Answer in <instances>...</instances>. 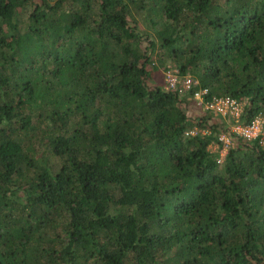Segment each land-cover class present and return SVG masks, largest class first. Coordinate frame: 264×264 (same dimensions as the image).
Instances as JSON below:
<instances>
[{"label": "trees", "instance_id": "1", "mask_svg": "<svg viewBox=\"0 0 264 264\" xmlns=\"http://www.w3.org/2000/svg\"><path fill=\"white\" fill-rule=\"evenodd\" d=\"M197 89L264 111V0H0V264H264V145Z\"/></svg>", "mask_w": 264, "mask_h": 264}, {"label": "built area", "instance_id": "2", "mask_svg": "<svg viewBox=\"0 0 264 264\" xmlns=\"http://www.w3.org/2000/svg\"><path fill=\"white\" fill-rule=\"evenodd\" d=\"M164 81L165 88H178L179 91L189 89L198 82L197 79L191 77L190 75L178 74L176 69L168 70ZM205 92L206 89H197L193 93L192 99H194L198 105L204 106V108H210L221 113L225 117H231L235 120L230 127L231 132L223 131L218 133V139L221 141L223 148V152L220 151V159H223L227 146L230 143V133H235L236 135L243 136L248 139L259 137L260 143L264 145V111L259 113L250 123L242 124L238 122V117L243 108V101H239L231 96H213L210 100L204 101L202 94ZM197 131V126H193L186 131V133L195 134Z\"/></svg>", "mask_w": 264, "mask_h": 264}, {"label": "rangeland", "instance_id": "3", "mask_svg": "<svg viewBox=\"0 0 264 264\" xmlns=\"http://www.w3.org/2000/svg\"><path fill=\"white\" fill-rule=\"evenodd\" d=\"M173 69H176V66L174 65V64H172V63H167V65H166V67L164 68V69H162V72H161V78H162V80L164 81V78H165V76H166V72L168 71V70H173ZM165 84V83H164ZM192 99V98H191ZM191 105H193V107H196V106H198V103H196V101L194 100V99H192V102H191ZM231 118V117H230ZM231 120H232V118H231ZM226 121H228L229 122V119H226ZM233 121V120H232ZM233 123V122H232ZM232 123H230L229 125H228V128H227V130H225V132H231V129H230V127H231V125H232ZM199 130H201L202 132H206L207 130L205 129V128H201V129H199ZM221 132H223L222 130L221 131H219V133H221ZM229 141H230V143H229V145L232 143V141L233 140H231V136L229 135ZM222 147V146H221ZM228 147V146H227ZM209 148L211 149V150H216L217 148H218V142H211L210 144H209ZM220 151H222L223 150V148H220L219 149ZM223 152V151H222ZM226 152V151H225ZM220 162L223 160V159H218Z\"/></svg>", "mask_w": 264, "mask_h": 264}]
</instances>
